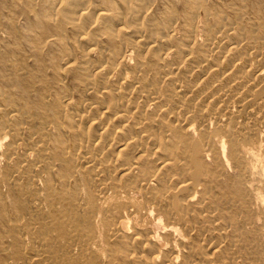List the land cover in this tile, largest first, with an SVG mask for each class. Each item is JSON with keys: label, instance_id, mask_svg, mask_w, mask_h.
I'll use <instances>...</instances> for the list:
<instances>
[{"label": "bare ground", "instance_id": "1", "mask_svg": "<svg viewBox=\"0 0 264 264\" xmlns=\"http://www.w3.org/2000/svg\"><path fill=\"white\" fill-rule=\"evenodd\" d=\"M233 1L0 0V218L12 222L0 264H264V172L247 166L251 139L234 127L264 86L208 133L229 134L239 175L189 139L209 123L196 100L251 67L225 16ZM150 215L164 232L146 227ZM182 230L186 244L166 250Z\"/></svg>", "mask_w": 264, "mask_h": 264}, {"label": "rangeland", "instance_id": "2", "mask_svg": "<svg viewBox=\"0 0 264 264\" xmlns=\"http://www.w3.org/2000/svg\"><path fill=\"white\" fill-rule=\"evenodd\" d=\"M173 1L176 2L175 4L177 5L179 0H173ZM226 2H227V4H229L230 2H232V0H226ZM233 2H234L233 6H231L230 9L228 8L225 10V16L229 20V22L231 21V23L233 24L231 27L232 32H234V31L236 32L238 27L241 29L240 32L243 34L242 37L244 38V40H242L241 48L243 49V52H245V54H247L246 58L248 60L250 59L251 62H249V65L251 63V65H250L251 67L249 69L247 68L246 70H244L243 73L236 78H233V76H232L233 74H226V75H224L223 78H221V76H220L218 78V83L215 85L216 87L215 86H214L215 88L213 87L214 91L210 90L209 92L203 94L201 98L196 100L195 104L197 105V109H199V108L205 109V107H206V109H208V111L210 110L209 118H208L209 123H208L206 128H201L198 124L196 126V129H194V130L191 129L190 133H189V135H190L189 139L191 140V142L198 141L202 146H204V148H207V152H208L209 156L211 155L210 160L213 159V157L216 155V153L219 156H222V155L225 156L224 158H222L221 162L223 163L222 166L224 167V173H225L226 177H236L237 175H239L238 170H236L234 168V166L231 163V160L229 158V155H228L229 154L228 152H230V149L232 146L231 137H228V135H229L228 133H227L228 135L226 133H221L219 136H213V135L211 136L209 134L212 138L211 142L212 141L213 142L209 143L210 146L208 147V142L206 141L207 139L205 140L203 136L205 134H206L205 136H209L208 133L212 132V130L214 129V125H211V124H213L214 121H217V119H215V118H218L217 116H221V118L225 121L228 120L230 118V113L235 114L238 111L237 109H240V107H242L246 103V101H248L250 98H252L253 92L256 91L255 89L258 90V89H260V87L264 86V36L262 35L263 37L260 39L251 40L250 33H249L250 28L253 26H255V29H257V32L258 31L262 32V33L264 32V0H235ZM244 4L248 7L247 11H240L239 6L244 5ZM161 5H162V7H161ZM162 8H166L164 6V3H160L157 6H154L151 14L155 15L158 18L159 15H161L163 12H165V9H162ZM236 17L238 19H236ZM19 19H20L19 20L20 25L22 26L24 22L21 18H19ZM251 42H253V43H251ZM248 49H250V50H248ZM246 51H249L250 55L248 52L246 53ZM258 52L262 53L261 54L262 57L256 56V53H258ZM261 63H262V65H261ZM217 64H218L217 62L213 63V61H211V62H208L207 64H204V65H208V66H205L206 68L207 67L210 68L211 66L213 68H215L216 66H213V65H217ZM225 68H226V64L220 65V69L218 71H214L213 73L218 72V76H219V75L223 74L222 71ZM256 69H259L260 72L257 75L255 74V76H254L253 71ZM220 78H221V80H220ZM186 80H187V78H185V76L178 75V81H179L180 85L181 84L185 85ZM185 91H189V90L186 89ZM191 97H192V95H187V100L190 99ZM215 101L217 103H214ZM226 104L231 107V111L228 113L226 111H223L224 105H226ZM184 108L186 109L187 106H184ZM189 110H191V109H189ZM252 110H253V112H251ZM258 116L260 118H258ZM245 119H247V120H245ZM263 121H264V102L257 100L255 102L253 109L250 110V114L248 116L242 118V119L236 120L234 123L235 130L240 135H243V136L251 139L250 140L251 144L247 145L246 148L244 149L243 158H244L247 166L252 167V170L254 171L256 178L259 180L263 179L262 175L264 172V123H263ZM238 127H240V128H238ZM224 138H225V140H224ZM222 140H224L223 143H222ZM223 144H224L225 150H223ZM111 153L114 156V153H115L114 148H111ZM226 157H228L227 160H225ZM257 157H260V160H258ZM209 164L213 165L212 162H210ZM231 164H232V166H230ZM2 166H4L3 162H1L0 170H1ZM6 184H7V182H6L5 178L2 176V173L0 171V189L6 190V188H5ZM5 203H6V210H7L5 217H6V219L10 220L14 217V209L12 208L9 199H6ZM134 204L138 209H140V210L142 209L141 201L136 200L134 202ZM255 211H257L259 214L258 218L264 217L263 213L260 214L258 210H255ZM260 221H261L260 226L263 225V230H264V220L262 219ZM146 222H147L146 227H148L150 229L154 228L155 230L158 229V232H164L163 225L161 223H159L158 221L154 220L153 215H150L149 217H147ZM10 224H12V222L2 220L0 218V231L12 234L11 230H10ZM230 233H231V231L227 230L225 235H228ZM262 233H264V232H262ZM169 234L171 236H169ZM181 234H182V236H177V234L173 233V232L166 233V236L170 239V243H169L170 247H168L166 250L171 251V249H172V251H173L176 248L175 246L178 245V247H179V245L186 244L187 235L183 230H182ZM214 234H213L214 236L221 235L217 231H215ZM191 235H192V237H201V239L204 238L203 240H206V241L208 240V238L214 239L213 237H211L209 235V233H206V232L202 236H196V235H198L197 232H195V233L191 232ZM262 243H264L263 239H262ZM261 246H262L261 248H264V246L262 244H261ZM249 253L251 255L253 254L252 251H250ZM253 256H254V254H253ZM234 259H236V260H234ZM230 262H233L234 264H243L242 259L238 258L234 254H233V259H231ZM8 263L11 264L12 261H10Z\"/></svg>", "mask_w": 264, "mask_h": 264}]
</instances>
